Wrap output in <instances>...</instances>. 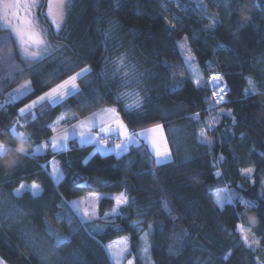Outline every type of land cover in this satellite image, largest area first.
I'll return each mask as SVG.
<instances>
[{"label": "trees", "instance_id": "trees-1", "mask_svg": "<svg viewBox=\"0 0 264 264\" xmlns=\"http://www.w3.org/2000/svg\"><path fill=\"white\" fill-rule=\"evenodd\" d=\"M177 1L182 11L167 0H70L58 34L45 23L52 45L64 50L27 69L31 90L19 99L7 97L19 75L5 78L0 65V99L8 100L0 107V136L12 145L17 139L9 126L18 109L88 67L90 74L77 81V94L56 104L41 102L32 110L35 121L30 115L22 118L28 151L49 141L52 128L72 126L113 106L131 134L161 125L172 153L171 162L155 165L143 139L120 155L102 154L72 139L66 150L22 155L16 167L0 168V259L5 264H111L105 246L123 236L135 264H146L144 233H149L152 264H257L259 255L264 260V0ZM164 3L177 16L176 25L165 16ZM185 37L203 77L199 85L190 78L177 84L175 65L184 60L179 43ZM8 47L23 69L14 42ZM121 56L140 77L143 107L135 111L124 107L131 99L118 100L128 91L121 78H113L114 61ZM214 73L226 87L219 105L209 84ZM249 77L257 91L245 95ZM201 130L210 144L199 142ZM52 162L63 173L59 181L50 171ZM33 182L41 188L38 195H15L21 183ZM224 187L258 207L245 211L237 204L242 218L231 205L221 209L212 191ZM89 193L105 195L98 204L99 230L68 205ZM116 194L129 203L105 216L114 209ZM65 213L72 221L66 234L70 242L54 248L48 219ZM237 224L251 229L260 241L258 250L244 244Z\"/></svg>", "mask_w": 264, "mask_h": 264}, {"label": "snow or ice", "instance_id": "snow-or-ice-1", "mask_svg": "<svg viewBox=\"0 0 264 264\" xmlns=\"http://www.w3.org/2000/svg\"><path fill=\"white\" fill-rule=\"evenodd\" d=\"M201 10H206V6L203 4L198 5ZM34 7H40L36 3V0H0V15H2L3 20L7 25H9V30L11 33V36L9 38H5L3 41H0V45H2V50L4 52L3 55H0V65L4 66L5 72L4 76L5 78L12 77L14 75L22 74L23 69L19 67L18 64L14 62L12 59V51L8 47L9 43L12 42L14 38V42L18 44L21 53L23 55L24 61L29 64L31 67L34 64H40L43 63L45 60H47L49 57L53 56L56 52L63 51V47L61 45H56L55 48L52 47V45L41 35L40 32H37L36 25L33 24L31 19H28L27 17L30 16L32 8ZM66 8L65 0H47V17L51 19V24L55 26L57 32L55 34H58L61 28V23L58 22L62 21L64 19V11ZM21 12H23L24 18L21 19ZM14 18L17 20V25L15 27H11V19ZM211 19V17H210ZM215 22V21H213ZM107 35V33H105ZM184 40H187V37L184 38ZM180 47H185L184 43L180 44ZM114 67L115 71L113 72V78H121L122 84L121 87L128 89V91L121 92L119 94V99H131V103L126 104L124 107L126 109L135 111L143 107V98L140 95V92L137 90L139 87V79L140 77L136 75L135 68L132 66L131 68L127 65L125 57L121 56L116 61H114ZM70 67H66L65 71H70ZM90 74V69L88 67L81 68L80 71L75 72L73 75H69L66 79H63L59 83H55L54 86L49 87V89L45 92H43L42 95L38 96L35 100L30 101L27 104H24L23 107H20L18 109V117L15 121H13L12 125L9 126V131L12 132L15 136L21 138V140L28 141L30 137L26 135L23 131H18L19 128H23L27 125V121H24L23 123L22 118L26 115H30L32 117V120L35 121L37 119L35 113L32 111L35 109L38 105H41V102H51L52 104H56L59 101L63 100L66 96L75 95L79 92V85L77 81L87 75ZM222 79L221 75L219 73L214 74L210 77V83L213 85V97H217L216 103H220V101L223 100V95L220 93H223L222 88H218V82ZM248 88L245 90V95L251 93L255 94L257 91L256 85L251 77L248 78ZM196 83L199 85L201 83V80H197ZM177 84H180V81H177ZM30 91L28 84L26 83L24 86H22L20 89L14 90V94L12 96L13 100L19 99L20 97L26 96V94ZM43 114V113H42ZM100 114L108 115L111 117L112 122L116 124L117 129L120 132V135L124 137V141L120 144L115 145V149L119 150L117 152V155H119L121 152L127 150V145L129 142H136V134L130 135L128 133L126 125L123 123V121L119 117V113L115 108H102L100 110ZM94 116L97 115L96 113L93 114ZM197 116L191 117V119H197ZM92 120L91 118H86L85 120H81L78 122V127L81 129H84L86 127L91 126ZM52 131L54 133H57L56 135H53L51 137L50 141H46L43 143L41 147H48L50 146L53 151H55L58 147H63L64 142L67 141V130L66 129H57L52 128ZM102 132H110L113 131V129L106 125L101 128ZM147 132L157 134L152 137V147L154 150L155 165H161L165 163L171 162L172 153L170 149L167 146L166 141L163 137V131L162 126L157 124L153 128L148 129ZM146 135L147 133H143ZM81 137H84V132L81 131L80 133ZM88 139H93V137H88ZM198 140L201 143L210 144L211 141H209L206 137V133L204 130H201L198 135ZM158 141L162 143V147L160 144H158ZM99 143L106 144L105 140H99ZM3 146L0 145V148ZM41 147L33 148L31 152L28 150L23 152V156H35L40 150ZM108 150V149H104ZM17 164L14 166L16 167ZM242 172L245 175H249L252 172V169H245L242 170ZM52 175L53 177L59 181V179L62 177L63 173L57 169L55 166L52 167ZM24 191H30L32 192L33 196L38 195L40 189L39 185H37L35 182H33L30 186L24 183H21L20 186L15 190V195L17 197L22 196ZM99 197L96 196V194H92L91 199H98ZM215 200L216 203L223 209L225 204L231 205L236 212L237 218H242V214L239 211V208L237 207V204L243 207L245 211H248L252 208L258 207V205L249 200L243 199V197H239L238 194L228 190L224 189L222 191H217L215 193ZM74 204L76 202H73ZM129 203V200L127 197H125L123 194L115 197V205L116 208L113 209V214H117V209L120 208L121 205H126ZM19 210V209H17ZM95 213L91 211H83L82 216L88 217L89 219L94 216ZM107 215V214H106ZM58 220H61L60 214H57L56 217ZM253 219V223H256L255 218ZM69 225H71V219H69ZM149 228H151V225H149ZM236 228L239 230L241 237L243 239V242L246 246L249 248H252L253 245L259 246L260 241L256 240L254 237L250 235L251 229L245 228L243 224H237ZM76 229H73L75 231ZM48 234L54 239L55 243L53 245L54 248H60L63 245L70 242L69 236L57 232L55 229H52L49 227ZM149 233H145V243L147 241V236ZM126 249H120V250H113L111 246H109V251L112 255V257L115 260V264H120L121 258L123 256V253ZM145 252H147V247H145ZM129 264H131V261H129ZM257 264H264V260H260L257 258Z\"/></svg>", "mask_w": 264, "mask_h": 264}, {"label": "rangeland", "instance_id": "rangeland-1", "mask_svg": "<svg viewBox=\"0 0 264 264\" xmlns=\"http://www.w3.org/2000/svg\"><path fill=\"white\" fill-rule=\"evenodd\" d=\"M167 1L170 4H172L176 9H179L181 11L183 10V8L179 5V2L177 0H167ZM69 2H70V0H65L66 8H65V11H64V18H65V15H66V11H67V7H68ZM36 3L38 5H40V7L32 8L31 14L27 18L32 20L33 24H35L37 26L35 30L37 32H40L41 35L52 45V43H51V41H50V39L48 37L47 26L45 24L46 22H48L50 25H52L51 24V19L47 17V11H48V9H47V0H36ZM163 9H164L165 16L167 17L169 22L172 25H176L177 22H178V18L172 11L169 10V5L167 3L163 4ZM23 18H24V15H23V12H21V19H23ZM10 19H11V27H15L17 25V20L14 19V18H10ZM63 21H64V19L62 21L58 20V22L61 23V25H62ZM52 27L54 28L55 31H57L54 25H52ZM0 29L2 30V32L0 33V40L1 41H3L5 38H9L11 36L10 30H9V25H7L5 23V21L3 20L2 15H0ZM12 42H14V38H13ZM181 43H184V45H185V47H183V48L180 47L182 52H183V54H184V60H183V62L181 64L175 65V67H176V72H175L176 79L178 81H181V80H183L185 78H190L195 83L199 79V80H201V83H202L203 77H202L200 69L198 68V66H197V64H196V62L194 60V57H193V55L191 53V48L189 46L188 40H186V41L182 40V41H180L179 44H181ZM14 45H15V49L17 51L18 58H19V60L21 61L22 65H23V72H22V74H19L20 81L18 82L17 86L15 88H13L11 91H9V93L7 95L8 99H10V100H13L12 96L14 94V90L20 89L26 83L28 84V87L31 90L30 84H29V80H28V77H27V74H28L27 69L30 66H29V64L27 62L24 61L23 55L21 53V50H20L18 44L14 42ZM52 47L55 48L56 46L52 45ZM225 91H226V87H225ZM42 94H40V95H42ZM37 97H35L32 100H35ZM7 103H8L7 99H0V107L5 106ZM109 107L110 108H114L113 106H106L105 108H109ZM219 111H222V110L219 109ZM95 113L97 115L94 116L93 115L94 113H92V114L86 116L85 118H83L81 120H85L86 118H91V120H92L91 126L93 124L96 125V129L93 130L92 132H94L93 133L94 135L98 132V140L97 141L99 142V140H101L100 136H101L102 133H105L107 135H112L111 131L110 132H102L101 128L106 126V125H109L112 128V124H114V123H112V119H111L110 116L104 115V114H100V111H97ZM212 115H213V117H210V124L211 123L212 124L216 123V117H215L216 114H212ZM119 117L122 120L120 114H119ZM123 123H124V121H123ZM88 128L89 127L81 129L80 127H78V122L76 124H73L70 127L65 128L67 130V141L64 142L63 147H66V145L69 144L70 140L74 139L75 136H77L80 145L83 146V144H86L85 143L86 141H85L84 137H80V133H81V131L84 132ZM162 131H163V128H162ZM145 133H147L146 135L150 134V132H145ZM56 134L57 133H54L53 135H56ZM151 134L153 136L157 135V134H153V133H151ZM143 135L144 134H142V136ZM51 137H50L49 141L51 140ZM118 137H120V136H118ZM163 137H164V140L166 141L165 136H164V132H163ZM124 139H123V141H124ZM138 139H139V137L136 136V142H138L137 141ZM122 142L120 141V142L111 143L109 145H103V146H101L98 143V145H99L98 149L100 150V152L102 154H108V153L116 151L115 145L120 144ZM136 142H130V144H128L127 147L132 146ZM151 142H152V139H151ZM158 144H160L161 147L163 146L162 143L159 142V141H158ZM41 146H39V147H41ZM85 146H89V145H85ZM151 146H152V144H151ZM58 148H61V147H58ZM104 149H108V150H104ZM43 151H45V148L41 147V150L39 152H43ZM53 166H55L57 169L60 170L58 164L56 162H52L51 163V169H50L51 173H52V167ZM24 184L29 185L28 183H24ZM224 189H227V188L224 187V188L215 189V190L212 191L214 200H215V193L217 191H222ZM262 189H263V192H264V177L262 178ZM92 194H96V196L100 197V195L98 193H89L87 195H84V196H81V197L77 198L76 201H69L68 205H69L70 209L76 214V216L83 223H86V224L95 226V228L98 227L99 229H101L102 226L100 224H98L99 222L98 223L96 222L100 218L99 213H98V204H99L100 200H99V198L98 199H91ZM73 202H76V203L74 204ZM215 202H216V200H215ZM83 211H91V212H94L95 215L92 216L89 219L88 217H83L82 216ZM110 213H113V210L107 212L106 214L110 215ZM106 214H105V216H106ZM56 217H57V215H53V216H51L48 219L49 220L48 222H49L51 228L55 229L57 232H60V233H63V234L66 235L68 230L70 229V226H71V225H69V219H70L69 218V213L62 214L61 215V220H58ZM104 217H101V218H104ZM71 223H72V221H71ZM98 228H96V229L99 230ZM245 228H248V227L245 226ZM250 235L252 237H254L252 235V233H250ZM144 237H145V233L143 234L142 240H141V254H142V257H143L144 261H146V264H152V260H151L150 254H149V244H150L149 236H147L146 243H145ZM256 240H258V239H256ZM109 246H111V248L113 250H117V251L122 249V248L126 249L124 251V253H123V256L121 258L120 264H129V261H131V264H135L134 257L130 256V243H129L128 237L123 236V237L116 238V239H114L113 241H111L110 243H108L105 246V249H106V252H107V254L109 256V260H110L111 264H115V260H114V258L112 257V255H111V253L109 251ZM145 247H147V252H145ZM252 248H254L255 250H258V247L255 246V245H253ZM258 258L260 260H263V255H259ZM0 264H5V263L0 259Z\"/></svg>", "mask_w": 264, "mask_h": 264}, {"label": "crops", "instance_id": "crops-1", "mask_svg": "<svg viewBox=\"0 0 264 264\" xmlns=\"http://www.w3.org/2000/svg\"><path fill=\"white\" fill-rule=\"evenodd\" d=\"M105 108V107H104ZM101 110V109H100ZM100 110H98V111H100ZM118 112V111H117ZM81 120V119H80ZM79 120V121H80ZM78 121V122H79ZM113 123V122H112ZM76 124V123H75ZM125 124V123H124ZM111 125V124H110ZM126 125V124H125ZM70 127V126H69ZM127 127V126H126ZM65 128H67V127H65ZM65 128H62V129H65ZM151 128H153V127H150V128H147V129H144V130H141V131H139V132H137V133H134V134H136V136H138L139 137V139L137 140L138 142H139V140L140 139H143V140H145L147 143H148V145L150 146V149L154 152V150H153V148H152V146H151V144H152V142H151V139H152V137H153V135L150 133L149 135H143L142 136V134H143V132L145 131V132H147V130L148 129H151ZM96 129V125H92V126H90V128H88V129H86L85 131H84V139H85V143L86 144H83V146H85V145H89V146H93V148L95 149V150H98V151H100L99 149H98V132L94 135L93 133L94 132H92L93 130H95ZM112 129H113V131H111L112 132V135L113 136H120V137H122L121 135H120V132H119V130L117 129V126H116V124L114 123V124H112ZM127 130H128V128H127ZM144 132V133H145ZM128 133L130 134V135H132L130 132H129V130H128ZM80 137H81V135H80ZM88 137H93V139H88ZM74 139H76V141H77V144L79 145V146H82V145H80V143H79V141H78V138H77V136H75L74 137ZM71 141V140H70ZM138 142H136L135 144H137ZM128 144H130V142L128 143ZM135 144H133L132 146H130V147H127V150L129 149V148H131V147H133ZM69 148V144L68 145H66V147H61V148H57L56 150H66V149H68ZM119 150H117L116 149V151H114V152H111V153H114V154H116L117 155V152H118ZM125 151H123V152H121L120 154H122V153H124ZM119 154V155H120ZM32 183H30L29 184V186L31 185ZM39 189H40V191H39V193L41 192V188H40V186H39ZM32 193V192H31ZM38 193V194H39ZM100 195V197H99V200L102 198V197H104L105 195H102V194H99ZM119 195H121V194H116V195H112V197L114 198V201H115V197H117V196H119ZM125 196V195H124ZM77 199H74V200H71V201H76ZM121 206H123V205H121ZM120 206V207H121ZM114 208H116V205L114 206ZM119 211V208L117 209V212ZM110 214H113V213H110Z\"/></svg>", "mask_w": 264, "mask_h": 264}, {"label": "clouds", "instance_id": "clouds-1", "mask_svg": "<svg viewBox=\"0 0 264 264\" xmlns=\"http://www.w3.org/2000/svg\"><path fill=\"white\" fill-rule=\"evenodd\" d=\"M0 168L12 169L19 161L22 153L28 150L26 140L17 138L16 143L12 145L5 137L0 136Z\"/></svg>", "mask_w": 264, "mask_h": 264}, {"label": "built area", "instance_id": "built-area-1", "mask_svg": "<svg viewBox=\"0 0 264 264\" xmlns=\"http://www.w3.org/2000/svg\"><path fill=\"white\" fill-rule=\"evenodd\" d=\"M211 91H212V93H213V89H211ZM225 93H226V91H224V94H222V95H223V100L220 101V103H216V99H217V97H213L214 100H215V103H216L217 105L222 104V103L224 102V100H225V97H224V96H225ZM212 96H213V95H212ZM17 130H18V131H23L22 128H19V127H18ZM11 133H12V132H11ZM12 134H13V133H12ZM13 137H15L16 139L18 138V137L15 136L14 134H13ZM100 139L106 141V144H101V143H99L101 146H103V145H109V144H111V143H116V142H120V141L122 142L123 139H124V137H117V136L107 135V134H105V133H102L101 136H100ZM44 148H45V150H46V149H47V150L51 149L50 146H48V147H44Z\"/></svg>", "mask_w": 264, "mask_h": 264}, {"label": "bare ground", "instance_id": "bare-ground-1", "mask_svg": "<svg viewBox=\"0 0 264 264\" xmlns=\"http://www.w3.org/2000/svg\"><path fill=\"white\" fill-rule=\"evenodd\" d=\"M218 88H222L223 89V93H220L221 95L224 94L225 91V85L223 83H221L220 81L218 82ZM214 90V89H213Z\"/></svg>", "mask_w": 264, "mask_h": 264}, {"label": "water", "instance_id": "water-1", "mask_svg": "<svg viewBox=\"0 0 264 264\" xmlns=\"http://www.w3.org/2000/svg\"><path fill=\"white\" fill-rule=\"evenodd\" d=\"M214 74H217V73H214ZM214 74H212V75H214ZM212 75H211V76H212ZM211 76H210V77H211ZM210 77H209V81H210ZM221 77H222V76H221ZM220 82L224 84V82H223V78L220 80ZM209 84H210V88L213 89V85H212V83L209 82Z\"/></svg>", "mask_w": 264, "mask_h": 264}]
</instances>
